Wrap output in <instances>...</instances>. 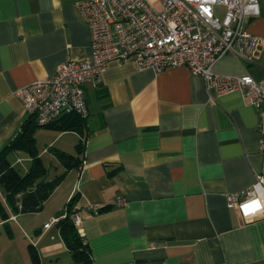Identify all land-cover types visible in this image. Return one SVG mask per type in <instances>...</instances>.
Here are the masks:
<instances>
[{"label": "crops", "instance_id": "0c3cea01", "mask_svg": "<svg viewBox=\"0 0 264 264\" xmlns=\"http://www.w3.org/2000/svg\"><path fill=\"white\" fill-rule=\"evenodd\" d=\"M77 1L0 0V151L32 119L14 91L89 55ZM257 6L245 32L264 38V0ZM251 57L246 64L225 55L213 72L264 79V46ZM100 76L83 88L88 136L80 167L66 172L39 213L16 214L5 200L8 218L0 223L33 237L29 251L37 260L27 253L25 264H70L57 223L44 225L60 221L73 197L92 264H264V218L246 222L225 197L256 176L264 183L257 145L264 105L256 109L238 92L209 97L186 67L153 73L110 62ZM40 134L49 136L45 148L36 145L42 162L45 154L55 158L48 148L75 152L80 139L38 127L35 143ZM11 154L15 163L30 161Z\"/></svg>", "mask_w": 264, "mask_h": 264}, {"label": "built area", "instance_id": "2783aa9c", "mask_svg": "<svg viewBox=\"0 0 264 264\" xmlns=\"http://www.w3.org/2000/svg\"><path fill=\"white\" fill-rule=\"evenodd\" d=\"M259 0H83L75 7L90 33V52L82 60L59 64L51 78L23 86L14 95L39 127L64 115L88 116L84 87L97 84L110 62L131 63L138 71L160 73L186 67L200 76L209 95L238 92L254 108L264 105V79L221 76L213 72L225 55L249 64L264 38L245 32V24L259 14ZM217 8H222L219 13ZM264 152V133L257 144ZM228 194L227 207L237 209L247 221L264 218L256 212L264 205V183ZM119 201L116 206H122ZM247 208V214L245 209ZM89 209L96 210L90 206ZM66 214L62 216L64 218ZM77 232V207L69 215ZM54 219L45 224L49 228ZM82 235V233L80 232Z\"/></svg>", "mask_w": 264, "mask_h": 264}, {"label": "trees", "instance_id": "16d2710c", "mask_svg": "<svg viewBox=\"0 0 264 264\" xmlns=\"http://www.w3.org/2000/svg\"><path fill=\"white\" fill-rule=\"evenodd\" d=\"M86 119L87 117L83 118L69 114L60 117L53 124L45 127L61 133L74 132L80 136L78 143L75 145L73 155L53 147L48 148L50 154L63 167V172L55 176V178L49 179L48 169L44 167L34 142V132L39 126L33 119H30L16 138L0 151V187L5 194L7 206L14 213L32 214L41 212L43 204L62 182L66 172L80 167L83 159L85 139L88 136ZM11 153H25L30 159V166L24 174H21L17 168L15 169L8 159ZM76 202L77 197H73L66 203V216L58 221L57 229L73 264H92L89 248L82 241V237L74 229L75 227L70 220L69 215L72 213ZM2 218L7 220V213L3 212ZM34 257L36 258L33 255ZM35 261L34 264H37L38 262Z\"/></svg>", "mask_w": 264, "mask_h": 264}, {"label": "rangeland", "instance_id": "374dc122", "mask_svg": "<svg viewBox=\"0 0 264 264\" xmlns=\"http://www.w3.org/2000/svg\"><path fill=\"white\" fill-rule=\"evenodd\" d=\"M219 13L222 12V8H217ZM49 141V136L47 134H40L38 137V141L36 143L37 147L42 150L47 146ZM74 149H71L68 154L73 155ZM22 158H27L24 153H20ZM8 159L12 164H14L15 169L20 171L21 174L26 172L30 166V161L26 160L24 163H15L16 156L11 154ZM44 167L48 169L49 179L55 178V176L61 174L63 171V167L60 166L59 162L55 158H51L45 154L43 157ZM5 194L0 187V222L2 218V213L7 211V207L5 206ZM9 227L4 223H0V264H25V261L28 259L30 262L32 261L33 255L30 250V245L28 244L33 242L32 238H25L24 234L21 231H18L14 226L13 222L8 223ZM10 230V231H9ZM27 253L29 257L27 258ZM67 259L70 261V264H73L71 257L67 254ZM61 262H64V259H61ZM48 264V263H47Z\"/></svg>", "mask_w": 264, "mask_h": 264}, {"label": "clouds", "instance_id": "9594fccd", "mask_svg": "<svg viewBox=\"0 0 264 264\" xmlns=\"http://www.w3.org/2000/svg\"><path fill=\"white\" fill-rule=\"evenodd\" d=\"M256 212L257 213L264 212V205L258 204L257 207H256Z\"/></svg>", "mask_w": 264, "mask_h": 264}, {"label": "snow or ice", "instance_id": "6c2138e0", "mask_svg": "<svg viewBox=\"0 0 264 264\" xmlns=\"http://www.w3.org/2000/svg\"><path fill=\"white\" fill-rule=\"evenodd\" d=\"M245 211H246V214H247V208L245 209Z\"/></svg>", "mask_w": 264, "mask_h": 264}]
</instances>
